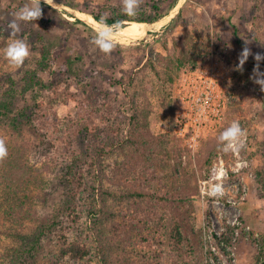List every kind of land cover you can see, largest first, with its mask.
I'll return each mask as SVG.
<instances>
[{
  "label": "rangeland",
  "instance_id": "374dc122",
  "mask_svg": "<svg viewBox=\"0 0 264 264\" xmlns=\"http://www.w3.org/2000/svg\"><path fill=\"white\" fill-rule=\"evenodd\" d=\"M58 1L89 14L95 23L100 21L94 15L122 18L113 24L124 38L115 37L118 46L105 54L92 43L97 29L49 2L41 3L37 21H19L13 37L12 14L31 0H0V102L10 100L12 114L21 120L17 128L0 126L8 149L0 159V264H15L18 257V264H59L61 242L47 228L55 219L69 221V242L90 247L86 264H119L121 257H131V264H264V89L252 78L258 63L264 72V60L255 59L257 53L264 55V0H186L170 23L139 39L132 38L144 33V21L126 19L122 0ZM177 2L140 0L134 17L159 14V19ZM190 34L206 45L196 66L205 67L218 55L229 70L221 82L228 98L224 119L202 131L194 146L175 130L181 70L176 58L183 37ZM13 38L30 46L31 55L20 66L4 56ZM245 47L250 55L241 70L237 66ZM45 49L52 58L44 59ZM66 55L76 59L77 78L63 72ZM244 74L249 81L239 79ZM172 76L174 81L168 79ZM51 81H61L60 92L68 90L76 100L57 97ZM89 84L96 91L92 100ZM79 100L95 111L78 137L64 142L39 128L36 108L43 101L62 127L84 123L89 113ZM234 119L246 130L244 147L225 153L218 136ZM220 154L228 174L222 178V193L213 195L202 187L205 180L208 188L220 179H211ZM120 161L161 167L159 174L150 172L143 195L130 196L111 182ZM71 178L80 180L79 187ZM134 202L142 205L139 214L149 241L128 246L111 229L124 222L122 212ZM10 210L18 213L15 220L8 218ZM38 231L42 243L28 256L24 248ZM103 243L106 260L99 250Z\"/></svg>",
  "mask_w": 264,
  "mask_h": 264
},
{
  "label": "trees",
  "instance_id": "16d2710c",
  "mask_svg": "<svg viewBox=\"0 0 264 264\" xmlns=\"http://www.w3.org/2000/svg\"><path fill=\"white\" fill-rule=\"evenodd\" d=\"M42 4H46L44 1H41ZM51 7V6H50ZM159 16V14H158ZM157 15L155 16H150V17H129L127 16L126 19L130 20H138V21H155L157 20L156 18L158 17ZM96 20L100 21V15H94L93 16ZM92 17V18H93ZM93 18V19H94ZM122 18L120 17H110L106 19V22L108 24H113V23H120L122 22ZM206 50V45L205 43H202L201 40L196 36L190 34L186 37H183V42L181 44V49L178 57L176 58V67L183 70L187 68H191L196 66L201 60V56H204ZM44 54V59L52 58V52L51 50L47 51L46 49L43 51ZM63 68V72L65 75H72L75 78H77L78 75H80V70L78 68V65L76 63V59H73L71 55H66V59L62 62L61 64ZM180 70V71H181ZM179 71V73H180ZM178 73V74H179ZM237 76V75H235ZM172 79V81L175 80V78H168ZM241 80L244 82L249 81V78L247 77L246 74L244 76H240ZM56 83V81H55ZM53 81L49 84V87L52 89V91L56 94V96H60V99L68 102L69 100H76V95L71 93L70 91L67 90L66 92L62 93L58 89L59 85H63L60 81V83L55 84ZM120 83V82H119ZM92 87V92L88 95V98L92 100L95 97L94 92V87L92 84L88 85V88ZM80 101V100H79ZM81 106H83V109L88 111L89 115L87 117V120H84V123H80L79 121L75 127L70 123H68L65 127L61 126V120L54 115V111H51V105H48L46 102H40L37 105L36 109H40L38 112H36V117L35 120L38 122V126L41 130L45 132L46 135L51 136L52 138H56L59 140H64L66 141L67 138H76L80 135V133H83L84 130L88 129V125L90 123V120H93V113L95 109L89 108V106L85 103L82 104L80 101ZM230 105H232V102L230 101ZM232 107V106H231ZM229 107V109H231ZM230 111V110H229ZM21 117L26 116V111H19V115ZM54 115V116H53ZM71 122H74L75 119L72 115H69ZM90 117V118H89ZM20 118H18L17 114H12V109H11V101L9 100L8 102H0V126H13L14 128H17L21 123ZM64 130L63 132L60 133V130ZM66 138V139H65ZM72 140V139H69ZM62 142V143H64ZM101 153L105 154L106 150L101 149ZM210 161V160H209ZM114 170L111 176V182L113 185L116 187L122 189H128L129 191L128 194L130 196H135L138 195L139 193H142V185L146 183L147 178L150 175V172H152L156 175L159 174V167L156 169H150L147 168L143 162H132V161H120L114 166ZM19 170H21L24 173H26V169L24 166L20 167ZM161 176V174H160ZM75 183V185H80V180L75 178L74 180L71 178L69 179ZM79 187V186H78ZM77 191H79L77 189ZM143 195V194H141ZM75 198H76V193L71 194V203L74 204L75 206ZM142 205H138L137 203H132L130 205L131 210L128 211L129 217L127 216L128 212H122L123 217H124V222L123 223H116L113 224V228L111 230H114L115 233H117L121 238H119V242L121 243V239L124 244L128 246H135L138 241L141 243H144V241L148 242L149 238L147 236L145 227L146 224L143 223L142 217L140 216V212L142 210ZM72 207V210L75 211V207ZM14 211L10 210L8 214V218L10 220H15L16 216L18 213L15 215L13 214ZM137 214V215H136ZM77 217V214H76ZM47 228L49 230H54L56 231L57 235L59 236V240L61 242L60 246V256L59 257V264H86L88 259H89V254L91 253L90 247L81 241H73L69 242L68 240V231L71 229L70 228V223L67 220L66 223H62L58 220H53L51 223L47 225ZM43 233L41 231L35 232L34 234L31 235V240L30 242L27 243L25 246V253L28 254V256H34L36 250L38 249L39 245L42 243L41 238H42ZM105 247L106 244H100L99 250L103 254L104 260H106V253H105ZM131 257H121L119 259V264H131L129 263ZM19 261L21 262V257L16 259L15 264H18ZM105 262V261H104Z\"/></svg>",
  "mask_w": 264,
  "mask_h": 264
},
{
  "label": "built area",
  "instance_id": "2783aa9c",
  "mask_svg": "<svg viewBox=\"0 0 264 264\" xmlns=\"http://www.w3.org/2000/svg\"><path fill=\"white\" fill-rule=\"evenodd\" d=\"M213 60L207 62L205 67L181 70L176 79L179 95L175 130L186 138L190 146L196 145L202 131L216 128L224 119L228 98L221 82L229 75V70L218 55ZM227 174L224 158L220 154L211 173L212 180L220 179L210 183L208 188L205 180L203 191L213 195L222 193V178Z\"/></svg>",
  "mask_w": 264,
  "mask_h": 264
},
{
  "label": "clouds",
  "instance_id": "9594fccd",
  "mask_svg": "<svg viewBox=\"0 0 264 264\" xmlns=\"http://www.w3.org/2000/svg\"><path fill=\"white\" fill-rule=\"evenodd\" d=\"M47 3V0H45ZM123 7L121 11L129 17L138 15L140 0H122ZM49 4V3H48ZM13 19L9 21L11 35L16 36L20 31L19 21H37L42 16L41 0H31L30 3L15 11ZM100 27L95 31L92 38L93 45L105 54H110L113 49L118 46L115 39L117 32L120 31L118 24H108L104 18L100 20ZM31 55L29 44L22 38H13L4 49V56L7 61L14 65L20 66L25 63L26 59ZM250 55V49L245 47L240 54L238 68L243 69L244 63ZM257 62L264 60V55L257 53L255 56ZM254 81L264 89V72L260 71L259 63L254 69ZM246 130L242 127L239 120H232L218 136L220 149L227 152H238L244 147V137ZM8 155L6 142L0 138V159Z\"/></svg>",
  "mask_w": 264,
  "mask_h": 264
},
{
  "label": "water",
  "instance_id": "95a60500",
  "mask_svg": "<svg viewBox=\"0 0 264 264\" xmlns=\"http://www.w3.org/2000/svg\"><path fill=\"white\" fill-rule=\"evenodd\" d=\"M185 1L186 0H178L176 5L174 6V8L172 10H170V12L168 14H165L164 16H162L161 18H159L155 21H149V22L141 21L145 24L144 33L142 35L136 36L132 39L143 38L149 30H151L157 26H163V25H167L168 23H170L172 21V19L176 16V14L179 13V11H180L181 7L183 6V4L185 3ZM47 2H49L50 4H52L55 7H58V8L66 10L68 12H71L73 15L84 20L85 22L90 24L95 29H98L101 26L100 23L92 22L89 19V18H91L89 14L78 11L74 8L67 6V5H64L61 2H59L58 0H47ZM115 37H117L118 39L124 38L123 36H120L119 33H117Z\"/></svg>",
  "mask_w": 264,
  "mask_h": 264
},
{
  "label": "bare ground",
  "instance_id": "6f19581e",
  "mask_svg": "<svg viewBox=\"0 0 264 264\" xmlns=\"http://www.w3.org/2000/svg\"><path fill=\"white\" fill-rule=\"evenodd\" d=\"M141 25H143V24L141 23Z\"/></svg>",
  "mask_w": 264,
  "mask_h": 264
}]
</instances>
